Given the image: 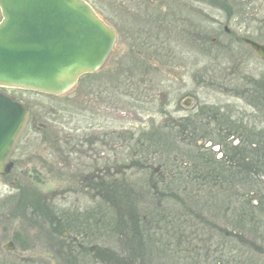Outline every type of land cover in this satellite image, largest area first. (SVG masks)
Returning a JSON list of instances; mask_svg holds the SVG:
<instances>
[{"label": "rangeland", "instance_id": "rangeland-1", "mask_svg": "<svg viewBox=\"0 0 264 264\" xmlns=\"http://www.w3.org/2000/svg\"><path fill=\"white\" fill-rule=\"evenodd\" d=\"M230 1L235 2L234 11L218 8L210 18L213 32L208 37L171 36V44L183 46L186 53L198 49L199 38L206 39L202 45L216 38L213 49L219 70L216 80L203 82L197 90L190 78L193 69L186 67L185 81L179 83L180 106L172 105L167 115L161 109L136 104L129 83L122 86L121 114L116 115L98 111L100 102L92 95L102 89L103 82L91 84L89 80L95 78L82 77L73 90L60 97L9 90L31 106L32 115L13 156L15 171L0 176V264H111L105 261V254L119 257L121 264H264V125L259 123V112L264 113V62L244 43L248 38L264 44V0ZM127 19L123 18L125 32L129 30ZM110 67L96 75L105 70L112 74ZM107 88L112 86L106 84L103 89ZM239 95L244 99H238ZM188 100L191 105H184ZM215 106L224 109L223 114L232 107L235 111L231 112L249 115L246 135L251 141L247 148L257 145V153L251 154L258 157L259 168L251 166V159L228 158V154L236 155L230 151L237 138L227 149L210 146L205 136L212 132L209 108ZM199 108L206 111L202 120L198 119ZM199 123L208 127L203 143L196 130ZM102 132L105 146L100 150L106 154L102 180L120 188L123 182L131 185L130 194L138 206L136 216L144 220L139 226V234L144 235L141 249L135 248L131 226L117 227L106 203L107 190L51 197L70 190L102 163L86 161L84 152H74L71 146L50 150V141L95 143ZM91 150L99 155L98 146ZM55 164L61 169L51 175ZM23 171L25 177L16 181ZM214 174H220L221 180L216 182ZM29 196L43 197L44 204L54 207V225L49 221L39 224L34 206L25 208ZM128 241L135 245L132 250H128ZM9 243L14 251L5 250Z\"/></svg>", "mask_w": 264, "mask_h": 264}, {"label": "flooded vegetation", "instance_id": "flooded-vegetation-1", "mask_svg": "<svg viewBox=\"0 0 264 264\" xmlns=\"http://www.w3.org/2000/svg\"><path fill=\"white\" fill-rule=\"evenodd\" d=\"M84 1H86L92 7L97 16L106 25L114 30L117 36L116 45L101 68L103 69L110 64L111 67L109 68V72H112V74H108V71L105 70V73L101 75L92 73L85 74L83 76L87 78H95L93 80H89V82L91 81V84H93L96 80H98L97 82H99V80L100 82H103V85L100 86L102 89L98 90L95 95H92V98L95 97L96 100L100 102L98 111L102 114H104L106 111L109 113L113 111L115 115L116 113L121 114L119 97L122 95L121 90H123L122 86L124 83L130 84V89L132 90L130 96L133 97L136 104L141 103L146 107L149 105L151 108L156 109L157 111L161 109V112L167 115V113H169L168 110L172 105H175L176 109L180 106L179 99L182 92V85L179 83H183V80L185 81L187 76L186 74L184 75L186 67H192L193 69V76L190 78H192L196 84L197 90L201 88V84L203 82L210 81L211 79H217L216 74L219 70V64L217 65V62L219 61V58L217 60V52L215 49H213V43H215L216 38H213L212 43L209 45H206L205 43L202 45V42H205L206 39L203 40L199 38V40H197L198 42H196L198 49L186 53L183 50V46L174 47L171 44V40L173 39L171 36L183 34H197L201 36L202 34H206V37H208V35L213 32L211 27L213 24L210 18L218 10V8L222 10L225 8L224 6L222 7L223 2H230V4H233V1ZM124 17L128 18V32L124 31L126 28L124 22L125 20H123ZM203 23H205V25L209 24V27L204 26ZM225 32H229L227 27L225 28ZM176 67L177 69H175ZM106 84L111 85L112 89L110 90L107 88L108 91H105L103 88L106 86ZM127 93L128 92L126 91L125 94ZM241 97L244 99V97L241 95H239L238 99ZM93 103L95 105L97 102L94 101ZM195 103L196 102H194V105ZM184 105L190 106L191 100L184 102ZM223 110L217 106L214 108H209V112L211 113L209 117L211 120V126L209 130L212 132H210V135L205 136L206 139L210 140V146H219L220 149L225 146L227 149L231 144L233 145L234 139L237 138L238 144L234 143L235 148H232L230 152H234L236 154L237 151H240L243 154H236L235 156L228 154V158L237 159L240 161H249L248 155L251 152L257 153V149H254L257 145L253 144L250 150L247 148L251 141L248 138V135H246L248 126L250 125L249 115L247 116L244 112L240 113L241 111L236 113L231 112L234 110L232 107H229L228 110L230 112L227 111L225 114L222 113ZM199 111L200 108L197 111L198 114H200L198 116L199 120L207 117L206 114L201 115L203 112H206L204 108H202L200 112ZM259 118L260 125H264V113L260 114L259 112ZM30 121L31 115L29 123ZM198 125L200 126L201 124H197V127ZM207 128L200 126V128L198 127L196 129L199 133L200 143L203 141L201 139L205 138L203 132L208 131ZM102 130L105 132V129ZM233 130L235 132H233ZM199 131L202 132L200 133ZM103 132L101 133L102 135L100 133L98 134L99 137L97 138V142L94 143L89 141L90 144L88 140H83L79 143L75 142V144L65 143L58 140L50 141V150L53 149L54 151L56 150L58 152L59 150L61 151V148L71 146L72 149L74 148V152H78L79 150L81 152L83 151L85 154L84 156L87 159L86 161H91L98 164L102 163L101 166L98 165V168L91 171L88 176L79 179V182H76V186H72L70 190H65L63 193L55 192L51 196L52 198L62 196L69 192L70 194H101L103 191H105V182L102 180V178L106 177V167L104 166V156L106 154L104 151L102 152V150H100L105 146ZM240 137L242 141H240ZM260 141L261 140H259V142ZM93 146H98L99 155H95V150H91V147ZM261 149L264 150V144L262 145ZM223 155L221 158L225 157V155ZM55 166L52 165L50 169L51 175L55 174L54 171H59L58 169H61L58 167V165L55 164ZM14 171L15 162L14 168L10 175H12ZM22 177H25L24 171L23 175H21V173L17 174L15 179L16 181L19 179L21 181ZM89 178H91V181L88 180ZM23 193L21 194L22 199L24 195ZM44 205L49 210V214L53 218L54 207L51 204L45 203Z\"/></svg>", "mask_w": 264, "mask_h": 264}, {"label": "water", "instance_id": "water-1", "mask_svg": "<svg viewBox=\"0 0 264 264\" xmlns=\"http://www.w3.org/2000/svg\"><path fill=\"white\" fill-rule=\"evenodd\" d=\"M0 11V175H6L31 108L4 89L64 95L102 67L117 37L84 0H0ZM244 43L264 61V44Z\"/></svg>", "mask_w": 264, "mask_h": 264}, {"label": "trees", "instance_id": "trees-1", "mask_svg": "<svg viewBox=\"0 0 264 264\" xmlns=\"http://www.w3.org/2000/svg\"><path fill=\"white\" fill-rule=\"evenodd\" d=\"M234 4L235 2H233V4H230V2H225L224 6L227 11L226 12H233L234 10ZM229 6V7H228ZM232 6V7H231ZM251 140V139H250ZM252 153V152H251ZM249 154L248 157L249 159H251V166L254 165V167H258L259 161H258V157L254 156L253 154ZM236 154H243L240 151H237ZM256 154V153H254ZM244 162V161H243ZM235 164V163H234ZM138 167H140V164H137ZM233 165V163H232ZM238 166L235 165V169L237 170ZM216 179L214 178V180L217 182L219 180H221V175L220 174H214ZM207 176V177H206ZM204 176V178L207 180L209 179V176L206 175ZM233 177V176H232ZM212 179V178H211ZM233 182L237 181L236 180V176L233 177ZM213 181V179H212ZM108 182L105 183V190H107L106 194H105V199H106V203L109 206V208H111V210L113 211L114 215H115V221L117 222V227H119V229H125L127 226H131L132 228V237L131 238H135L137 240V245L135 248L137 249H141V245H142V237L144 235H140V229L139 226L144 224V220H142V222L140 220H138L137 216H136V208H138V206H136V201L133 199V197L131 196L130 192H131V185H128L127 183L123 182L121 188L116 185V184H107ZM125 183V184H124ZM219 184V183H218ZM220 185V184H219ZM35 195V194H34ZM41 197H35V199L29 198L27 199L25 205H26V209H28V207H32L34 206L33 211L35 212V214L33 213L34 217H36L37 221L39 224H44V221H49L50 223L52 222V217L49 214V210L46 208V206L44 205V202H42ZM42 202V204L40 203ZM124 204V207H122V205ZM29 205V206H28ZM127 205V207L125 208V206ZM23 206V205H21ZM20 209H24L22 207L19 206ZM131 225H130V224ZM52 224V223H51ZM54 225V224H52ZM123 230H120V232H123ZM125 232V231H124ZM128 245V250H132V242L128 241L127 242ZM130 247V248H129ZM100 258H103V254L101 255H97ZM105 256L107 257L105 259V261L111 263V264H121V259H119V257H115V255L111 254H105ZM142 256V255H140ZM111 257V258H108ZM142 261V260H141ZM126 262V261H123ZM140 264H145L143 261L140 262Z\"/></svg>", "mask_w": 264, "mask_h": 264}]
</instances>
